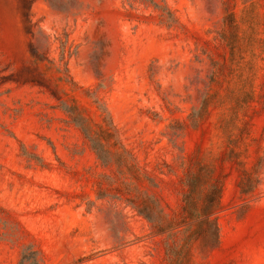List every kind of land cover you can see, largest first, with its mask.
I'll list each match as a JSON object with an SVG mask.
<instances>
[{"label":"rangeland","instance_id":"obj_1","mask_svg":"<svg viewBox=\"0 0 264 264\" xmlns=\"http://www.w3.org/2000/svg\"><path fill=\"white\" fill-rule=\"evenodd\" d=\"M0 264H264V0H0Z\"/></svg>","mask_w":264,"mask_h":264},{"label":"trees","instance_id":"obj_2","mask_svg":"<svg viewBox=\"0 0 264 264\" xmlns=\"http://www.w3.org/2000/svg\"><path fill=\"white\" fill-rule=\"evenodd\" d=\"M74 123L79 125L85 135V138L92 145L93 150L97 153L101 148V144L94 140L88 130L79 124V120H74ZM188 194L184 198V212L191 217V221L195 224L185 227L184 237L182 240V247L175 252L174 260L176 263L183 262L182 249L197 245L201 257L206 258L210 253L215 251L220 245L219 224L217 222V213L220 211L221 203V188H212V190L205 195L204 203L200 210H194L193 197L197 192V184L195 181H187ZM184 225H186L184 223ZM182 224H177L175 229H179Z\"/></svg>","mask_w":264,"mask_h":264}]
</instances>
